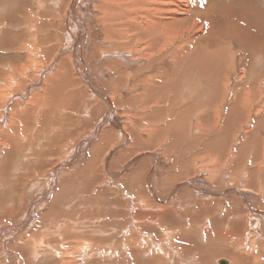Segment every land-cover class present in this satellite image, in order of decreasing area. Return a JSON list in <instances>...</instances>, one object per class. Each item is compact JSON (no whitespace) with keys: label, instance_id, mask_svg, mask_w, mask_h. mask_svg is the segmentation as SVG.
Returning <instances> with one entry per match:
<instances>
[{"label":"bare ground","instance_id":"bare-ground-1","mask_svg":"<svg viewBox=\"0 0 264 264\" xmlns=\"http://www.w3.org/2000/svg\"><path fill=\"white\" fill-rule=\"evenodd\" d=\"M27 1L28 0H26L25 2L27 3ZM249 2L251 1H248L247 3ZM28 3L29 4L24 3L25 6L28 5L29 8L27 9V19L25 18L26 21L25 24H23V31L21 30L23 33L19 31V33L21 32L22 34H17L18 31H15L17 34L16 36L18 37H16L14 41H16L17 38L19 39V43H16L17 46L11 45L9 41L11 37L8 38L9 33L7 34L2 31L6 26L5 23H8L7 21L9 19L4 21L5 23L0 22V32L2 31L3 34H7L6 39L4 37L2 42L0 41V48L1 45H3L2 47H4L0 49V51L2 49L4 50L3 54L0 53V64H4L9 70L7 73L3 72L4 70H0V149L5 148L10 154L15 146L19 149L21 148V142L25 145H32L31 142L35 140H37L38 143H42V130L40 131L39 125L35 127V130L31 129L30 125L33 124H29L28 122L26 124L24 123L26 117H32V115L35 114V112L33 111L34 108H27L22 103V99L24 98L26 92L34 88L33 86H31L33 85V83L37 85L36 91L39 94L38 98L42 100L46 106H49L50 104L52 106V110L56 108V111L59 109H61L62 111L68 110V104L72 103L74 98H77L76 96H81L82 93L84 94L83 90L85 86L86 88H88V90L90 89L93 96L100 99L101 105L98 106V108L103 107L106 109V112H104V116L102 115L103 123L100 126L99 130L95 132L90 138L83 139L85 133H83L81 136L79 132H75L72 135H66V137H64L60 142H57L53 147L54 150L52 155L54 154V151H56V153L53 155L54 157L51 156V160L55 159L58 160V163H61V167H63L64 171L66 172L63 175L65 176L69 174L68 172H71L74 167L78 166L79 162L82 163V161L85 160L88 161V164L94 162L95 160L91 157L90 159H88V156H90L88 151L93 149L100 150V147H103L102 149L104 150L107 149L106 155L104 156L105 158L101 159L104 163H109L108 161L111 162L108 166L109 168L112 164V160H109L111 156V150L116 145L118 146L127 144V147L125 148L126 150H122L123 152L121 151L117 154H128V157H130L131 159L130 162L137 163L127 170L124 167L122 169L123 173H121L124 174V171H127L125 176L128 177L132 175L134 178L137 174L138 176H140L143 173V181L135 189L137 190V192L135 191L136 194L131 193V196L133 195V198L129 197L131 198V205H133L131 209H135V199L139 200L140 205L138 206L141 209L148 210V212L149 210H155L159 207L163 208V206L167 205L168 203L173 204L179 199L178 207L180 206L181 208H186L185 210L187 211L184 210L186 213H191L193 212L192 210L195 209L201 211V215L197 216V214H195L197 217L194 218L196 221V224H194L198 231H202L203 228L207 226L210 229L213 227H217L220 223H222V221L224 223H227V221L229 220V216L233 215V212L230 213L232 211V208H230L227 209V211H224L223 216H220V207L223 202V200L220 198V196L222 197V191L212 192L209 190L199 189L196 186L198 189L194 187V189H196L197 191L195 196L192 195L191 198L185 199L180 194L182 192L188 191V188L194 185H192L191 181L193 180L191 179L198 176L201 173L203 167L201 165L202 163H198V160H201V156L198 150L203 148V139H201L199 135L203 134L202 126L205 127V125L203 124L206 123L204 121L207 120L208 117L214 119H211L212 121H214V124H212L213 126L210 127L212 130L216 128L215 126L218 125L219 122L221 123L222 116L225 113V120L227 121L226 127L230 125L231 122L235 123L237 124L235 130L236 134L239 133L241 136L242 134H244L243 138L245 137V135H247L246 139L244 138V140H246L245 144L248 143V147L251 145V147L249 148L252 157L250 158L252 159L251 163L256 164V166L254 167L250 166L247 161L245 164V158L242 159V156L245 157L246 151L244 153L243 151H241L242 153L239 154V162L237 163L241 164V168L239 171L244 170V172L240 173V178L246 179L245 182L248 183L247 178L251 177L252 175L255 176V174H258L255 187L250 186V184H245L244 186L246 188L250 187L255 191V196L252 197L250 204H248V200L246 199L247 195L236 190V187H231V184H228L229 188L227 186L226 189L227 192H229L231 195L243 201L242 204L247 206V209L251 212V214H253L252 219L254 220L252 223L255 225H253V227L252 225H249L250 219H247L246 217L243 218V216H241L242 213L240 216H238V218L229 220V223L234 224L235 222H241L242 224L243 233L241 234V237H239L241 238L240 241L237 240V246H242L244 244L247 245L249 240L253 237V240L264 237V226H262L260 223L261 220L264 221V116H260V114L264 113V100L263 102H261V105L259 103L260 106L258 108H255V106L253 107V105L257 102V99L255 97V101H250L252 99L251 90L247 87L245 88V90H243V86H246V84L240 85V82L235 83V80H233V82L231 81L230 86H226L224 83V85L221 84L223 86V88H221L220 85L215 83L216 79L218 80L221 78L220 76H217L220 74V69L226 65V61H222L225 55L224 50L226 49L230 53V55L231 52H234L232 48H230L229 50L227 48H225L224 50L219 48L222 39H225V37L227 36H232L233 33L239 36L240 31L247 32L248 37L252 35V23L250 22L251 25H249V20H247L245 13H238V10L240 9L238 3L243 5L245 4V0H242L238 3H236V1L230 0V2L226 5L224 3V5L227 7L223 9L221 7V9L217 7L215 10H212V12L210 11V14L205 12L206 16H215L213 18H219L226 22L224 24L220 23V26L228 23L225 26V31L223 30L220 34L215 36H213L212 33H209L207 29L203 31V26L201 24L202 21L199 20L198 17H196L194 20L190 19L193 15H196V7H194L192 2H190L189 0H67L66 3H64V0H29ZM57 3L60 5H64L63 14L58 15L55 13L49 15L41 13V10H45V7L49 4L52 6L56 5ZM256 6L258 7V5ZM22 9L25 11V7ZM231 9L236 11V17L234 18V20H230L231 15L234 13H228L232 11ZM223 11L227 13H224ZM16 13H19V11H17ZM22 14L23 13H21V15ZM17 15L14 16L15 20L17 19ZM261 16L264 17V14H262ZM10 19L14 18L12 17ZM200 19H202L201 16ZM0 20H2V17L0 18ZM21 21H23V19ZM16 23L12 25L15 28L17 26ZM8 26L12 27L10 25ZM240 26L245 29L241 30L242 27L240 29ZM193 31H195V33H198V35L196 34L194 35V37H189L191 32ZM11 34H9V36ZM11 36L14 37L13 34ZM256 39H258L257 42L260 41L259 38ZM11 41H13V39ZM260 42H264V40L262 39ZM3 43H5V45ZM13 46H16L18 48H14V52H11L15 55V51L17 50L19 53H17V55L15 56H10L11 54H9L10 52L8 50L13 48ZM251 46H253V44ZM263 52L259 54L262 55L264 54ZM233 57L235 58H233L234 60H232L231 62V65H233L232 68H236L239 65L244 67L241 64L244 63L245 60H243V58L238 55V52H234ZM222 62H224V64ZM73 74L75 77L77 76V78H74ZM229 81V77L225 79V82ZM238 84L242 86V89L236 90L239 86ZM205 89L208 90H206L207 95L202 94V90ZM32 92H35V90L33 89ZM51 92H55L56 98L55 96H53L54 98L49 97ZM260 94L262 95V93H259V95ZM205 98H207V100H205ZM258 99H260V97ZM223 102L228 105V108H226L227 106L225 104L221 105V103ZM30 105H32V103ZM249 106L251 107V109ZM79 108L81 107L78 106V109ZM97 109L93 110V113L96 112ZM253 109H255L254 115L252 113ZM76 111L73 110L72 112L75 113ZM49 117H51L52 119V116ZM188 117L191 119L189 123H187L188 125L185 128L184 120ZM193 118H195L196 120V124L193 123L195 125V130L194 128H192L193 124L191 120ZM223 120L224 119H222V122ZM252 120V130L250 129L251 132L249 133L247 131L249 129L245 130V128L249 126V122ZM29 122H31V120ZM54 130L57 131L56 133L58 135H60L61 133H63L64 127H56V129ZM71 130L68 131L71 132ZM224 130L225 129H223L222 131ZM256 131H258L257 135H255ZM56 133L55 136L57 135ZM53 134L52 136H54ZM191 134L193 135L191 138H193L194 140L199 137L195 144V147L192 149L189 148V146L193 144L189 141L191 139H189ZM219 134L222 135L221 131ZM220 135H217L216 138H218ZM256 136L257 138H255ZM184 137L186 139L188 138V141L186 142L187 144L182 142ZM238 137V139H240V136ZM100 139H106L104 145H101ZM78 142L80 143L78 147H76L75 145H77ZM164 144H172L173 148L174 146L179 148L178 151H175V154L172 152V156H174V158L172 157L173 159L171 162L169 160L164 161V158L162 159V157L154 153V151H157L159 148L161 149V146H165ZM182 144H186L187 148L184 150L183 154L180 157L176 153H180V151L184 149V145ZM240 144L242 143L240 142ZM261 145H263V151H259L262 149H259ZM196 146H198L199 148ZM235 146H238V144H236ZM230 148L233 149L232 146ZM189 149H191L192 151ZM94 152L95 151H93V153ZM164 153L166 154L167 151H164ZM169 153L171 154V152ZM228 153H226V155ZM211 154L213 153L211 152ZM236 157L237 156H235L234 158L236 159ZM145 162H149L152 165L149 166V168H146V171H143V167L141 166H143ZM54 165L58 166L57 163L53 164V166ZM84 165L82 166L84 167ZM85 168L87 169L86 166ZM119 174L117 172H110L112 180L119 179ZM57 175L58 174L56 173H53L51 175L50 181L52 185L59 183V177ZM64 176L62 177V182H64L65 186L74 184V180H69L73 178ZM210 177V179H212L211 181L218 180L217 174H211ZM223 177L224 178L220 180L219 184H222L223 181H225V176ZM176 181L184 183H180L175 186ZM174 182L175 184H173ZM171 183V187L173 188L174 185L175 188V191L173 192L169 191V186ZM199 186L202 187L201 185ZM163 189L165 190L164 192H162ZM166 192L167 194L165 195ZM185 195H187V193ZM201 195L205 197L206 200L201 199ZM44 198H47L46 200H48L49 195H44ZM191 200L196 201L191 202ZM232 201L234 200L232 199ZM40 202L41 201L39 198L36 199V202H33V205H31L33 212L34 206ZM175 207L177 211L178 207ZM172 208L174 210V207H170L169 209ZM163 210L161 212L165 213L166 210ZM210 210H212V212ZM208 211H210L211 213H208ZM33 212L28 216L32 220L34 219ZM217 215H219V217ZM175 216L177 217V215ZM180 217L179 219L181 220ZM179 219L177 221H179ZM162 220H164V218L159 219V222ZM147 221H145L144 223H147ZM156 222L158 221L156 220ZM52 224L55 223L52 222ZM171 224L172 223H170V225ZM165 225H163V227ZM169 227L171 228V226ZM176 229L178 230L179 228ZM51 230H49V232ZM55 230L57 231L58 229ZM164 230L166 229H163V231ZM173 230H175V228ZM187 230L189 232V228H187ZM46 231L48 232V230ZM225 231L228 234L229 230L227 229ZM52 232L53 231H51V234L53 235L54 232ZM249 243L251 246L249 247L248 251L244 253L241 252L235 257L238 260H243L244 258L248 259V261L253 260V263H258L259 260H261L259 262H262L264 260V253H262L261 251L260 256V251L258 249L260 244H257V246H255L256 242L253 243V241H250ZM90 244L93 245L92 243ZM262 247L264 249V245H262ZM132 248L133 247H131V249ZM125 250L128 251V248L125 247ZM227 251L228 250L223 252ZM231 251L232 253H234L232 249ZM255 252H257L259 255ZM123 253L125 252L123 251ZM235 253L238 254L237 251ZM83 254L81 255L80 253L81 258L84 257ZM96 254L102 257L106 255H104L101 250L91 251L87 253L85 259L88 260L91 256ZM130 255L132 256L131 253ZM223 255L226 256L227 253H223ZM124 256L126 257V255ZM111 257H113V255H111ZM126 258L128 259V257ZM63 262L67 264L71 263V261L68 262L67 260ZM261 264H263V262Z\"/></svg>","mask_w":264,"mask_h":264},{"label":"rangeland","instance_id":"rangeland-1","mask_svg":"<svg viewBox=\"0 0 264 264\" xmlns=\"http://www.w3.org/2000/svg\"><path fill=\"white\" fill-rule=\"evenodd\" d=\"M25 1L26 0H12V1L11 0H0V18L2 17V20H0V22L5 23L4 21L9 19L7 21L8 23H5L7 27L5 26L4 30H2V31L4 33H7V34L12 33L14 35V37H13V36H11L12 34L10 36L8 34V38L11 37L9 39L11 45H16V43L18 44L19 39L17 38L18 41L17 40L14 41V39L16 37H18V36H16L17 34L23 33L22 28L24 27L23 24H25V21L27 19V9L29 8L28 5L25 6V4H29L28 3L29 0L27 1V3ZM65 1L67 2V0H64V3H66ZM189 1L192 2L194 7H196L195 8L196 9V11H195L196 15H193L190 19L194 20L196 17H198L199 20L202 21V22L201 21L200 22L203 26L202 27L203 31L207 29L209 31V33H212L213 36L220 34L223 30L225 31V26L228 23L223 25V26H220V23L224 24L226 22H224V20L219 19V18H216V19L213 18L215 16H212V17L206 16V13L210 14L212 12V10H215L217 7H219V8L221 7L222 9L227 7L225 5L227 3H229L230 0H192V1L189 0ZM232 1H236V3H238V2H241L242 0H232ZM248 1H251V2L247 3ZM14 2H16V3H14ZM224 3H225V5H224ZM23 4H24V6H23ZM238 5L240 7V9L238 10V13H240V12L245 13L247 20H249V25H251L250 22L252 23V25H251L252 26V33H251L252 35L248 37V34L245 31H240L239 32L240 35L238 34L239 36H237L235 33H233L232 36H227V37H225V39H222L223 43L221 41L219 48L222 50H224L225 48H227L228 50L230 48H232V50L234 52H238V55L241 58H243V60H245L244 63L241 64L244 67L239 65L240 67L238 66L236 68H232L233 65H231V62H232V60H234L233 58H235V57H233L234 52L233 53L231 52V55H230V53L225 49L224 50L225 55H224L222 61H226L227 63L225 62L226 65L220 69V74L217 76H220L221 78L218 80L216 79L215 83L220 85L221 88H223V86L221 84L224 85V83H225L226 86H230L231 81L233 82V80H235V83L240 82V85L246 84V86L245 85L243 86V88H244L243 90H245L246 87L251 90V93H252L251 98L252 99L250 101H252V100L255 101L254 98L256 97L257 102L253 105V107L255 106V108H258L261 105V102H263V100H264V54H262L263 56L261 54H259V53H262L264 51V49H263L264 42H260L262 39L264 40V17L261 16L262 14H264V0H258V1L257 0H245V4L242 5V4L238 3ZM256 5H258V7ZM20 7H21L22 11L20 10ZM24 7H25V11L22 9ZM12 8H14V9H12ZM45 8H46L45 10H41L42 14L51 15V14L56 13L58 15H61L64 13V5H60L58 3L56 5H52V6L49 4ZM9 10H11V11H9ZM17 11H19V13H16ZM3 12H4V14H3ZM223 12L227 13L225 11H223ZM21 13H23L24 15L23 14L21 15ZM25 13H26V15H25ZM228 13H231V14L234 13L231 15V18H230V20L231 19L234 20V18L236 17L235 16L236 11L232 10L231 12H228ZM14 14L15 15L18 14L16 16L17 17L16 20H15ZM5 15H6V17H5ZM258 15H260V16H258ZM200 16L204 20L200 19ZM12 17L14 19H10ZM22 19H23V21H21ZM10 20H12V21H10ZM17 20H19V21H17ZM13 21L15 23L18 22V23H16V25H17L16 28H19L21 26L22 27L19 29H16L14 26H12L15 24ZM21 22H22V24H21ZM12 23H14V24H12ZM241 23H242V21H241ZM18 24H19V26H18ZM8 25L14 27L15 29L12 27H9ZM222 27H223V29H222ZM241 27L242 26H240L239 28L241 29ZM244 29L245 28L242 27L241 30H244ZM210 30H211V32H210ZM2 31L0 32V34L2 33ZM13 31L14 32L18 31V32H17V34H16V32L14 34ZM19 31H21L22 33L21 32L19 33ZM7 34L2 33L0 35V39H1L0 41L1 42L4 39V37L6 39ZM196 34L198 35V33H195V31H193V32H191L189 37H194V35H196ZM234 34H235V36H234ZM256 34L259 36H257ZM256 38H259L260 41L257 42L258 39H256ZM12 39L15 43L13 41H11ZM229 39H231V40H229ZM3 44L5 45V43H3ZM252 44H253V46H251ZM2 46L3 45H1V48H4ZM16 46H13V48L8 50L10 53L9 52H7V53L11 54L10 56H15V55H17V53H19L17 50L15 51V55H14V53H12V52H14V48H18ZM245 48H246V50H245ZM256 48H258V49H256ZM250 50H253V51H250ZM0 53L3 54L4 50L2 49L0 51ZM246 54H248V55H246ZM255 55H256V57H255ZM224 58H226V59H224ZM0 60H1V57H0ZM222 63L224 64V62H222ZM0 70H2V71L4 70L3 72H5V73H7L9 71L7 66H5L4 64L3 65L0 64ZM74 74H73V76H74ZM224 74H225V76H224ZM227 74H228V76H227ZM222 76H224V77H222ZM249 76L251 79L249 78ZM228 77H229L230 81L225 82V79ZM242 77H244V78H242ZM74 78H77V76L76 77L74 76ZM31 86L34 87L33 89L35 90V92H32L33 89L30 91L28 90V92H26V94L24 95V98L22 99V103L27 108H29V107L30 108L32 107V109L34 108L33 111L35 112V114L32 115V117L31 116L26 117L24 123L26 124L28 122L29 124L30 123L33 124V125H30L31 129H35V127L37 125H39L40 131L42 130V138H41L42 143H38L37 140H35L36 142L35 141L31 142L32 145H25L21 142V145H22L21 148L19 149L18 147L15 146L10 154H9L8 150H6L5 148L0 149L1 150L0 151V264H64L65 262H63V261H65V260H67L68 262L71 261V263H68V264H144V263H146V264H186V263L187 264H197V263L198 264H219L220 260H225L229 264L235 263V262H237L235 264H242V263L243 264H256L257 263V262L253 263L254 262L253 260L248 261V259H245V258L243 260L242 259L238 260L235 257V256L239 255V253H241V252L244 253V252L248 251L249 247L251 246L249 243L250 241L251 242L253 241V243L256 242L255 246H257V244L261 245V246L259 245V248H258L260 251V256H261V251H262V253H264V249L262 247V245H264V237L259 238L257 240H253L254 239V237H253L249 240L247 245L244 244L242 246H237L238 245L237 240L240 241L241 238H239V237H241V234L243 233L242 232L243 231L242 224H241V222H235L234 224L229 223V220H233V219L238 218V216H240L242 213L241 216H243V218L246 217L247 219H250L249 225H252V227H253V225H255L252 223L254 220V219H252L253 214H251V212L247 209V206L242 204L243 201L240 200L239 198L231 195L229 192H227L226 189H227V186L229 188L230 184H231L230 185L231 187L232 186L236 187L235 188L236 190H238L239 192H243L247 195L246 199L248 200V204H250L252 197L255 196V191H254V189H252L250 187L246 188L244 186H245V184H248V185L250 184V186L255 187L256 181L258 178V174H255V176L252 175L251 177L247 178L248 183L245 182L246 179L240 178V173L244 172V170L239 171L241 168L240 167L241 164L237 163V162H239L238 161L239 160V154L242 153L241 151H243V153L246 151L245 157L242 156V159L245 158V160H244L245 164H246V161L250 166H253V167L256 166V164L251 163L252 159H250V158H252V157H251V153H250V149H249L251 147V145L248 147V143L245 144L246 140H244V138L246 139L247 135H245V137L243 138L244 134H242V136L239 133L236 134L235 130H236L237 124H235V123L231 122V124L226 127L227 121L225 120V113L222 116V119H224L223 122L221 119V123L219 122L218 125L215 126L216 128L219 127L218 129L214 128L211 130V128H210L211 126H213L212 124H214V121L211 120L213 118L208 117L207 120L204 121L206 123H204L203 125H205L206 128L204 126H202L203 134L199 135V137L201 139H203V144H202L203 148L198 150V152L200 153V156H201V160L199 159L200 161L198 160V163H200V164L202 163L201 165L203 166L201 173L198 175L200 178L198 176H196L195 178L191 179V180H193V181H191V183H192V185L193 184L194 185L192 187L188 188L189 189L188 191L182 192L180 195L185 199L191 198L192 195H194V196L196 195V193H197L196 189H198V188L203 189V190H209L212 192L222 191V197L220 196V198L223 200V202H222L221 207H220V209H221L220 216H223L224 211H227V209H230V208H232L231 209L232 211L230 213L233 212V215L229 216V220L227 221V223H224L222 221V223H220L219 226H217V227H213L210 229L207 226V227H204L202 231H198L195 227L196 221L194 218L197 217L198 215H201V211H198L195 209V210H192L193 212H191V213H186L185 212V211H187V210H185L186 208L184 209V208H181L180 206L178 207L179 199L177 200L178 202L175 201V203H173V204L168 203L167 205L163 206V208L159 207V208H156L155 210H149V212H148V210L141 209L138 206V205H140L139 200L135 199V202H136L135 204L137 206L135 205L134 210L131 209V207L133 205H131V202H130L131 198H129V197L133 196V195L131 196V193L136 194L137 190H135V189L143 181V176H142L143 173L140 176H138V174H137L135 178L132 175L126 177L125 175H126L127 171H124V174H122L123 173L122 169L124 167L127 170V169H130L133 165H135L137 163V162H135V163L130 162L131 159H130V157H128L129 156L128 154H125V155H124V153H122V154L120 153L119 155L117 154V153L121 152L122 150L123 151L126 150L125 148L127 147V144L114 146V148L111 150V156L109 158V160H112V164L109 168H108V166L111 163L110 161H108L109 163L106 162L107 166H106V163L102 162V159L105 158L104 156L106 155L107 149L104 150V149H102L103 147H100L99 148L100 150H98V149L94 150L93 149V150H90L91 152L88 151L90 154V156H88V159H90V157H91L95 161L88 164V161L84 159L85 161H82V163L79 162L78 166L74 167L71 170V172H68L69 174L65 175V176H69V177L73 178V179H69V180L70 181L74 180V182H73L74 184L69 185V186H65L64 182H62V177L64 176L63 174L66 173L64 171V168L61 167V163H58V160H55V159H54L55 161L51 160V158L54 157L53 155L56 153V151H54V154L52 155L53 150H54L53 147L56 145L57 142H60L64 137H66V135L67 136L72 135L75 132H79V134H81V136L83 133H85L83 136V139L90 138L95 132H97L99 130L100 126L102 125L103 116H104V112H106V109L103 107L98 108V106L101 105L100 99L93 96L90 89L88 90V88H86L84 86V90H83L84 94L82 93L81 96H76L77 98H74V100H73L74 102L72 101V103L68 104V106H67V107H69L68 110L62 111L61 109H59L56 111V108L52 110V106L49 103H48L49 106H46L45 103L38 98L39 94L36 91L37 85H35V83H33V85H31ZM239 86L237 87L236 90L242 89L241 88L242 86H240V87ZM206 90L207 89L202 90L203 95H207ZM261 91H263V92H261ZM259 93H262V95L261 94L259 95ZM53 96H55V92H51V94L49 95V97H53ZM261 96H262V98H261ZM259 97H260V99H258ZM55 98H56V96H55ZM205 100H207V98H205ZM212 102H210V103H212ZM224 102L221 103V105H224L226 103V102L225 103ZM252 102H250V103H252ZM31 103H32V105H30ZM98 103H100V104H98ZM259 103H260V105H259ZM230 104H231V102H230ZM78 106L81 108L78 109ZM226 106H227L226 108H228V105H226ZM95 109H97V111L93 113V110H95ZM250 109H251V107H250ZM73 110H75V111L77 110V111L74 113V112H72ZM64 112H66V113H64ZM78 112H80V113H78ZM252 113H253V115L255 114V109H253ZM49 116H52V119ZM260 116H264V113L260 114ZM190 119L191 118L188 117L187 119L184 120V127L185 128L187 127V125H188L187 123H189ZM253 119H254V116H253ZM30 120H31V122H29ZM195 121H196L195 118H193L191 120L192 124L193 123L196 124ZM250 122H249V126L245 128V130L249 129V130H247L249 133L252 130L251 128H252L253 120ZM194 124L192 125V128H194V130H195ZM60 126L64 127V131H63V133L58 135L56 133L57 131H55L54 129H56V127H60ZM221 127L223 129H225L224 130L225 132L222 131L223 129ZM85 129H87V130H85ZM259 129H261V128H259ZM68 130H71V132ZM83 130H85V131H83ZM51 131H53V132H51ZM220 131H221L222 135L219 134ZM257 132L258 131H256L255 135L258 134ZM55 133L57 134L56 136H55ZM193 133H194V131H193ZM52 134L54 136H52ZM217 135H220L219 136L220 138L219 137L216 138ZM192 136L193 135L191 134L189 139ZM238 136H240V139H238L239 138ZM199 137L195 140L193 138H191L189 140L190 143H193L192 145L189 146V148L192 149L195 147V144H196L197 140L199 139ZM241 137H242V140H241ZM255 138H257V136ZM105 141H106V139L105 140L100 139L101 145H104ZM187 141H188V138L186 139L185 137L182 140V142H184V143H186ZM233 141H234V143H233ZM240 142L242 144H240ZM79 143L80 142H78L77 145H75V146L78 147ZM186 144H182L185 147L183 146L184 149H182L180 151V153H176L178 156L181 157L184 150L187 148ZM234 144L235 145L238 144V146H235ZM164 145L165 146H161V149L159 148L157 150L158 152L154 151V153H156L158 156L162 157V159L164 158L163 159L164 161L169 160L171 162L172 159L174 158V156H172L173 153L175 154V151H178L179 148L175 147V146L173 148L172 144L171 145L164 144ZM245 145H246V147H245ZM231 146L233 147V149L230 148ZM261 146L259 149H261V148L262 149L259 151H263V145H261ZM46 147H48V148H46ZM116 147H118V148L120 147L119 148L120 150ZM196 147H198V146H196ZM241 147H242V149H241ZM168 148H171V149H168ZM48 149H50V150H48ZM191 149H189V150H191ZM228 149H229V151H228ZM168 150H170V151H168ZM93 151L97 152V153L94 152L96 155L93 153ZM164 151H167V153L165 154ZM210 151L213 154H211ZM169 152H171V154ZM226 153H228V154L226 155ZM260 153H259V155H260ZM230 154H231V157H230ZM168 155H170V156H168ZM235 156H237L236 159L234 158ZM256 157H259V156H256ZM64 158H63V160H64ZM229 159H230V161H229ZM249 159H250V161H249ZM63 160H61V161H63ZM206 161H208V162H206ZM51 162H53V163H51ZM55 163H57V165L59 167L56 165L53 166V164H55ZM130 164H131V166H130ZM82 165H84V167ZM151 165H152L151 163L145 162L144 165L141 167H143V171L144 170L146 171L147 170L146 168H149V166H151ZM226 165H227V168H226ZM85 166L87 167L88 170L90 168L91 171L90 170L88 171L85 168ZM204 166H206V167H204ZM83 168H84V170H83ZM54 169L56 172L54 171ZM84 171H85V173H84ZM110 172H115V173L117 172L118 174L121 172L122 173L119 174V177H118L119 179H113L112 180ZM53 173L58 174L57 176L59 177V181H58L59 183L55 184V185H52L51 181H50L51 175ZM211 174H214V175L217 174L218 180L211 181L212 179H210V178L213 176L212 175L210 177ZM237 174H239V175H237ZM83 176H85V177H83ZM223 176H225V181H223L222 184H219L220 180H222V178H224ZM201 177L204 179H202ZM249 180H250V183H249ZM180 183L182 184L184 182L176 181V184H175V182L173 184H175V186H176ZM199 185H201L202 187H200ZM171 186H172V183L169 186L170 187L169 191H172V192L175 191L174 185H173V188ZM194 187H196V189H194ZM247 190H250L251 192L247 191ZM164 191L165 190L163 189L162 192H164ZM186 193H187V195H185ZM166 194H167V192L165 193V195ZM44 195H49L48 200H46L47 198H44ZM183 195H185V196H183ZM217 197H218V195H217ZM38 198L40 199L41 202L37 203L34 206V212H33L31 205H33V202L34 201L36 202V199H38ZM201 199L206 200L205 197H203L202 195H201ZM232 199L234 201H232ZM195 201L196 200H191V202H195ZM224 201H226V202H224ZM175 206H177L179 208V209L177 208V211L175 209L176 208ZM136 207H137V209H136ZM170 207H174V210H173V208L169 209ZM164 208H166V209H164ZM162 210L163 211L166 210L165 213L161 212ZM170 210H173V211H170ZM31 211L34 213V219L33 220L28 217L32 213ZM210 211L212 212V210H210ZM210 211H208V213ZM150 212H152V213H150ZM156 212H158V213H156ZM166 212H168V213H166ZM170 212H171V214H170ZM160 213H162V214H160ZM179 213H180V215H179ZM77 214H79V215H77ZM195 214H197V216ZM175 215H177V217ZM188 215H189V217H188ZM166 216H168V217H166ZM178 216L179 217L181 216L180 217L181 220L179 219ZM217 216L219 217V215H217ZM161 218H164V220L159 222V219H161ZM155 219L158 222H156ZM178 219H179V221H177ZM55 221L58 223H56ZM76 221H78V222H76ZM145 221H147V223H144ZM187 221H190V222H187ZM237 221H239V220H237ZM44 222H45V224H44ZM52 222L55 223L56 226H55V224H52ZM25 223H27V224H25ZM65 223H67V224H65ZM170 223H172V224L170 225ZM260 223L262 226H264L263 220H261ZM163 225H165V226L163 227ZM169 226H171V228ZM44 227H46L47 229ZM59 227H61V228H59ZM182 227H184L185 229ZM174 228H175V230H173ZM176 228H179V229L177 230ZM180 228H181V231H180ZM187 228H189V232H188ZM44 229L48 230V232H49V230L52 229L51 231L54 232V233L52 232L53 235L51 234V231L48 233ZM55 229H58V230L56 231ZM163 229H166V230L163 231ZM208 229H209V231H208ZM227 229L229 230L228 234L225 231ZM45 232H47V233H45ZM142 237H143V239H142ZM37 240L39 241V243ZM90 243H92L93 245H91ZM122 243H124V244H122ZM223 246H224V248H223ZM125 247L128 248V251L125 250ZM129 247H130V249H129ZM131 247H133V248L131 249ZM121 248H123V249H121ZM82 249H83V251H82ZM231 249L234 251V253H232ZM84 250L86 253L84 252ZM97 250H101L102 253L104 255L105 254L106 255L104 257H102V256L96 254V255L91 256L88 260L85 259L88 252L97 251ZM226 250H228L229 252L228 251L223 252ZM123 251L125 253H123ZM236 251L238 252V254L235 253ZM109 252H110V254H109ZM129 252L132 254V256L130 255ZM175 252H177V253H175ZM222 252L225 254L227 253V255L226 256L223 255ZM80 253H81V255L82 254L84 255L83 258H81ZM151 253L153 254V256ZM255 253H257V252H255ZM123 254L126 255V257H128V259ZM234 254H236V255H234ZM111 255H113V257H111ZM124 258H126V259H124ZM231 259H232V261H231ZM244 260L245 261L247 260V261L245 262ZM118 261H120V262H118ZM259 261H261V260H259ZM259 261L257 264H261L262 262L264 264V260L262 262H259ZM65 264H67V263H65Z\"/></svg>","mask_w":264,"mask_h":264},{"label":"water","instance_id":"water-1","mask_svg":"<svg viewBox=\"0 0 264 264\" xmlns=\"http://www.w3.org/2000/svg\"><path fill=\"white\" fill-rule=\"evenodd\" d=\"M219 264H229V263L227 261H225V260H220Z\"/></svg>","mask_w":264,"mask_h":264}]
</instances>
